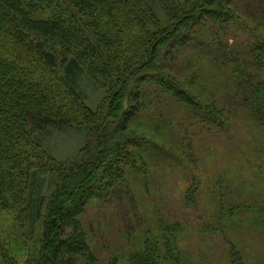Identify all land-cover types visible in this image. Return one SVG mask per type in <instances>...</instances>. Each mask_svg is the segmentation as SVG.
<instances>
[{
    "label": "trees",
    "instance_id": "1",
    "mask_svg": "<svg viewBox=\"0 0 264 264\" xmlns=\"http://www.w3.org/2000/svg\"><path fill=\"white\" fill-rule=\"evenodd\" d=\"M161 3L168 23L147 0H0V208L28 212L31 222V184L42 173L58 180L42 220L36 264L97 263L83 220L87 206L120 193L131 205L136 187L153 174L152 158L165 161L170 151L136 130L143 119L151 123V109L161 107L156 98L188 106L219 128L230 120L217 101L203 100L193 89L192 72L182 78L167 63L169 56L199 45L205 31L213 30L215 38L208 53L219 58L210 53L215 49L232 65L234 78L224 98L248 109L264 132V77L257 73L264 69V0ZM233 26L252 38L238 42L240 49L224 41L223 33ZM63 66L67 76L76 67L107 89L100 109L85 103ZM72 123L87 125L90 139L83 158L66 165L55 161L35 134L50 125ZM157 150L164 152L157 155ZM237 201L232 205L220 199L215 207L218 222L208 228H229L232 217L245 209L249 226H264V204ZM159 222V231L150 229L154 234L142 243L148 245L132 253L134 264L184 261L176 243L183 223ZM230 243L227 264H249L238 245ZM18 253L10 236L0 233V264H23Z\"/></svg>",
    "mask_w": 264,
    "mask_h": 264
},
{
    "label": "rangeland",
    "instance_id": "2",
    "mask_svg": "<svg viewBox=\"0 0 264 264\" xmlns=\"http://www.w3.org/2000/svg\"><path fill=\"white\" fill-rule=\"evenodd\" d=\"M147 1L158 17L168 23L161 0ZM213 32L205 31L199 45L187 48L180 56H169L167 63L175 65L174 71L182 78L192 72L193 89L201 92L203 100L217 101L224 107L225 118L228 111L230 120L219 128L188 106L169 105L160 101V97L155 99L161 107L152 108L148 115L151 123L143 119L136 130L159 140L170 151L165 161L156 160L159 158L156 155L152 158L153 174L136 187V199L130 201L131 205L126 203L128 197L120 193L94 200L87 206L83 220L98 258L95 264H134L132 253L148 243L142 244L146 237L159 231L160 220L183 223L184 229L177 231L176 241L178 253L184 258L182 264H227L231 241L238 245L246 262L264 264V226H249V210L236 213L229 228H208L218 222L215 207L220 199L232 205L239 202L237 199L249 205L264 204V132L248 109L224 98L234 77L230 72L232 65L225 63L215 49L210 53L219 58L214 60L208 53L215 41ZM223 35L224 41L229 40L235 47H239L238 42L249 43L248 38L252 39L240 26L227 28ZM175 52L174 48L170 54ZM235 55L232 57L236 58ZM65 67H62L64 76L74 84L85 103L93 110L100 109L107 89L76 67L67 76ZM257 73L264 77V69ZM87 127L84 123L50 125L35 137L55 161L67 165L83 158L82 149L90 139ZM162 152L157 150L155 154ZM31 188L35 200L31 222L28 212L0 208V233L10 236V242L20 249L16 256L23 264H36L42 220L48 200L58 188L57 177L39 174ZM22 207L19 205L20 211H25ZM224 218V222L229 221V216ZM237 221L242 224L233 227Z\"/></svg>",
    "mask_w": 264,
    "mask_h": 264
}]
</instances>
